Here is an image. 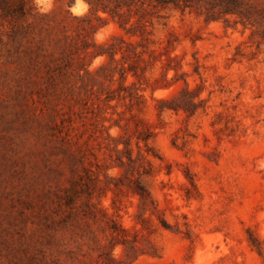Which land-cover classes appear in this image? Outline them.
<instances>
[{
	"label": "rangeland",
	"instance_id": "374dc122",
	"mask_svg": "<svg viewBox=\"0 0 264 264\" xmlns=\"http://www.w3.org/2000/svg\"><path fill=\"white\" fill-rule=\"evenodd\" d=\"M90 1L0 18V264H264V0Z\"/></svg>",
	"mask_w": 264,
	"mask_h": 264
},
{
	"label": "trees",
	"instance_id": "16d2710c",
	"mask_svg": "<svg viewBox=\"0 0 264 264\" xmlns=\"http://www.w3.org/2000/svg\"><path fill=\"white\" fill-rule=\"evenodd\" d=\"M155 1L162 5H166L169 3L176 4V0ZM71 3L72 2L68 1V6H70ZM88 4L90 5L91 10H97V8H102L108 9L112 13L117 10L115 8H117L118 6L116 5L113 8H109L107 5L93 3L90 0H88ZM41 15L42 14L39 13L37 7L35 6L34 0H0V18L2 19V21H6L8 24H10L11 27L13 24L15 26L20 18L25 21L31 18L32 20L28 21L26 24V26L29 27L33 25L34 21H36V19ZM118 16L121 15L118 14ZM120 25H122V22H120ZM14 31H16V29ZM24 31H26V29H24ZM134 190V192L139 195L142 204H144L147 200L152 202L149 192L142 184L135 182Z\"/></svg>",
	"mask_w": 264,
	"mask_h": 264
},
{
	"label": "clouds",
	"instance_id": "9594fccd",
	"mask_svg": "<svg viewBox=\"0 0 264 264\" xmlns=\"http://www.w3.org/2000/svg\"><path fill=\"white\" fill-rule=\"evenodd\" d=\"M36 4L39 6L44 5L41 11H48L51 7L52 0H35ZM88 9V5L84 3V0H75V5L72 7L71 11L75 15H83Z\"/></svg>",
	"mask_w": 264,
	"mask_h": 264
}]
</instances>
